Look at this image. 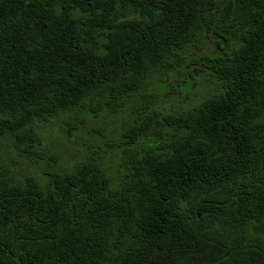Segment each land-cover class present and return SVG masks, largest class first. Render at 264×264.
I'll return each instance as SVG.
<instances>
[{"label":"trees","instance_id":"1","mask_svg":"<svg viewBox=\"0 0 264 264\" xmlns=\"http://www.w3.org/2000/svg\"><path fill=\"white\" fill-rule=\"evenodd\" d=\"M187 64L215 92L155 108L152 76ZM119 113L116 179L7 165ZM0 264H264V0H0Z\"/></svg>","mask_w":264,"mask_h":264},{"label":"rangeland","instance_id":"2","mask_svg":"<svg viewBox=\"0 0 264 264\" xmlns=\"http://www.w3.org/2000/svg\"><path fill=\"white\" fill-rule=\"evenodd\" d=\"M217 47L210 42L201 48L203 55H215ZM191 60H189L190 62ZM217 84L202 65H184L170 72H156L151 79L152 92H156V107L164 113L185 111L215 92ZM128 113L105 117L65 118L46 127L40 158L26 154H12L8 166L18 180L35 177L46 185L51 176L70 171L86 160L100 159L114 179L121 172L123 149H117L124 132L123 118Z\"/></svg>","mask_w":264,"mask_h":264}]
</instances>
